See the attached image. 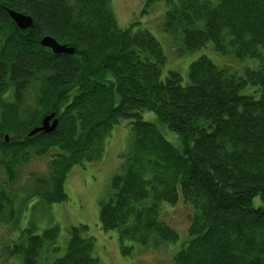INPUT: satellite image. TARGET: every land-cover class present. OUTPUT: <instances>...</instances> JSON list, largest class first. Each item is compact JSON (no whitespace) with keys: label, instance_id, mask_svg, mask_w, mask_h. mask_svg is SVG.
Masks as SVG:
<instances>
[{"label":"trees","instance_id":"16d2710c","mask_svg":"<svg viewBox=\"0 0 264 264\" xmlns=\"http://www.w3.org/2000/svg\"><path fill=\"white\" fill-rule=\"evenodd\" d=\"M154 1L166 4L161 30L180 55L210 43L222 56L257 64L231 71L200 56L182 83L175 71L163 76L166 57L148 30L138 22L118 27L112 0H0V224L18 230L5 251L22 264H101L84 225L68 231L64 255L53 259L58 227L19 229L22 208L10 189L20 165L48 156L46 174H31L26 198L65 202L68 172L99 161L121 120L130 142L98 201L100 228L117 230L121 254L175 243L159 215L181 202L192 218L172 264H264V0L146 5ZM8 10L30 16L32 27L17 28ZM46 36L73 54L41 47ZM145 111L174 142L142 119ZM52 114V132L28 136Z\"/></svg>","mask_w":264,"mask_h":264},{"label":"rangeland","instance_id":"374dc122","mask_svg":"<svg viewBox=\"0 0 264 264\" xmlns=\"http://www.w3.org/2000/svg\"><path fill=\"white\" fill-rule=\"evenodd\" d=\"M146 1L112 0L111 8L119 28H126L132 22H138L141 28L148 30L160 43L166 57L163 76L168 71H175L181 76L182 83H187L189 66L200 56L207 57L217 67L231 68V71L241 70L242 72L245 68L254 67L257 64L255 60L238 61L233 57L222 56L213 49L210 43L199 50L180 55L171 38L161 30L160 22L166 4L154 1L146 5ZM231 66L235 70H232L234 68ZM142 119L157 124L156 117L151 112H143ZM158 126L160 129L163 127L161 130L166 139L174 142V136L164 126ZM129 142V127L125 120H121L111 128L106 137L104 152L99 161L75 165L68 172L64 183L67 200L63 203L43 204L34 199L29 201V198H26L27 190L31 185V174L37 176L46 174L48 156L35 158L20 165L17 170L16 182L10 189V192L20 201L22 208L24 225H19V229L32 225L35 228V233L40 234L47 228L57 226L59 233L56 238V246L59 249L57 252H53L54 247L52 250L50 248L53 259L64 255L68 243V231L71 228L84 225L87 227V232L83 237L94 239L93 256L98 257L101 264H172L173 256L184 245L185 238H188L185 230L192 218V210L189 206L179 202L172 207L166 205L161 207L160 219L178 235L177 241L165 247L166 250L162 248L158 251H151L134 245L131 255H122L117 230L106 232L100 228L98 201L107 197L110 179L121 171ZM16 207H18L17 204ZM17 236L18 230L12 231L7 224H0V264H22L20 256L12 257L5 251L7 246L17 243ZM40 256L43 257L44 253ZM51 259L52 257L49 261ZM41 261L44 262V258Z\"/></svg>","mask_w":264,"mask_h":264},{"label":"water","instance_id":"95a60500","mask_svg":"<svg viewBox=\"0 0 264 264\" xmlns=\"http://www.w3.org/2000/svg\"><path fill=\"white\" fill-rule=\"evenodd\" d=\"M11 21L16 25L17 28L20 30H27L28 28L32 27V20L30 16L17 13L11 10L7 11ZM40 46L49 49L52 51L54 55H72L73 50L71 48H67L64 45H59L55 40H53L50 37H43L40 41ZM53 114L46 116L41 123V126L38 128H35L30 131L28 136H32L38 132H43V133H50L52 132L56 126H57V120L53 119ZM4 140L7 142L8 141V136H4Z\"/></svg>","mask_w":264,"mask_h":264}]
</instances>
